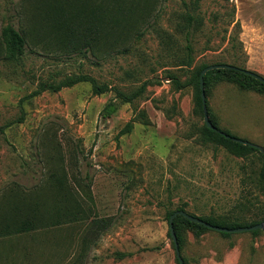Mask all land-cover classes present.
I'll use <instances>...</instances> for the list:
<instances>
[{
    "label": "rangeland",
    "instance_id": "obj_1",
    "mask_svg": "<svg viewBox=\"0 0 264 264\" xmlns=\"http://www.w3.org/2000/svg\"><path fill=\"white\" fill-rule=\"evenodd\" d=\"M63 1L50 0L62 2L66 14L81 10L83 0H69L72 7ZM85 1L107 8V0ZM138 1L140 9L122 24L127 35L111 54L102 42L94 56L60 47L45 24L54 10L44 9L45 0H0V32L12 25L28 37L21 63L0 53V224L18 189L34 190L49 171L65 168L82 210L59 226L0 237V264H178L168 213L183 206L198 217L230 213L243 191L241 166L257 178L259 155L246 162L202 142L195 88L178 90L168 76L182 83L190 76L174 64L186 51L180 26L191 14L202 23L190 28L189 70L223 63L264 77V0ZM76 74L127 93L150 83L134 104L118 101L108 118L101 113L115 93L94 95L89 82L34 96L44 82ZM205 90L221 129L264 148L263 95L224 82ZM256 193L261 206L264 194ZM181 253L186 264H264V231L226 239L188 230Z\"/></svg>",
    "mask_w": 264,
    "mask_h": 264
},
{
    "label": "trees",
    "instance_id": "obj_2",
    "mask_svg": "<svg viewBox=\"0 0 264 264\" xmlns=\"http://www.w3.org/2000/svg\"><path fill=\"white\" fill-rule=\"evenodd\" d=\"M63 2L71 7L74 6L69 0ZM61 3L62 2H58L57 5H59L57 6L52 5L50 0H45L44 9H54L51 15H49V13L47 14L45 24L51 28L55 34L57 33V39L59 40L62 49L70 53H77V51L81 53L82 51L84 54L91 53L94 56L100 53L96 50L102 48V42L109 45L110 49L107 51L108 54H111V52L114 51L115 43L122 40L124 34L127 35L126 28L129 25H126L123 28V22L130 20L128 18L129 15L134 17V10H137L138 8L140 9L138 0H107L108 5H105L107 7L106 9L101 5L95 6L93 3L88 4L83 0V3L80 5L81 10L76 12L67 11L71 14H66L65 8ZM83 11L85 14H81ZM136 17L137 16H135V18ZM183 19L184 25L180 27L186 33V51L176 60L174 67L178 70L189 71L190 76L185 83H182L176 75H169L168 77L178 90H182L188 86H193L195 88L197 108L204 114L200 78L203 70L208 66L202 65L198 69L189 70L193 68L195 62L194 51L191 45L192 32L190 31V28L192 26L199 27L202 20L191 14H186L183 16ZM118 28H120L121 31H118ZM116 34L120 35L116 37ZM27 39V34L22 30H17L12 25H7L2 28L0 32V53L16 63H21L28 45ZM122 53L126 54V50ZM238 68L246 70L242 67ZM204 81L206 88H209L213 82L216 84L224 82L235 85L241 91L256 92L264 96V83L246 75L242 71L225 69L212 70L205 75ZM86 82H89L92 85L94 95H103L110 91L115 93V100L109 102L101 113L103 118H108L117 111L118 101L121 104H134L135 101L139 100L144 95L150 83L147 80L141 83L132 92L127 93L118 88L99 85L95 78L87 74H76L66 76L60 82H55V80L50 83L44 82L41 85V88L35 92L34 96L40 95L45 91H53L57 93L64 88H70ZM209 117L214 127L220 132L210 130L205 124L201 134V140L203 143L216 144L217 147L224 148L230 154L244 161L249 160V158L257 154L261 158L262 164L256 173L257 178L255 179L253 175L249 173L250 167L248 164L244 163L241 166L240 170L242 174L243 191L232 212L227 214H212L209 216L196 217L212 226L230 230L252 227L260 224L264 222V203L261 206L260 204L258 205L257 201L259 197L256 191H260L264 194V154L253 147L236 143L231 138H228L227 136L233 138L238 137H235L229 131L221 129L217 119L215 121L212 115H209ZM140 118L144 119L146 124L150 123L149 120H146L147 118L144 113L140 114ZM133 125L134 121L129 122L124 130H122L121 134L124 135L130 133L133 129ZM58 153L61 158H64V156L60 154V151H58ZM67 174L66 168L57 172L49 171L47 183L45 182V184L43 183L42 185H39L34 188V190L27 189V192H25V189L23 188L18 189L17 194L12 196L14 197L13 201L15 202H12L9 210L3 214L1 221L3 224H0V237L46 230L50 226H59L64 223L65 219V221H67L68 218H76L78 213L82 211L81 205L77 201L75 194H71V191L74 190V186L72 183H69ZM91 184L90 181L87 185L91 186ZM44 192L46 193V196L42 195L41 197H38L40 193ZM55 192L58 194H55ZM53 193L54 195L52 196ZM55 195L59 197V203H61L60 206L55 205ZM66 198L68 200L67 204L63 202ZM56 200L58 203V199ZM39 201H42L43 203ZM48 201L50 203H48ZM176 211L187 212L184 206ZM176 211L168 213V221ZM174 228L180 250H182L183 247V234L186 231H192L196 237H201L204 233L213 231L203 225L193 223L183 216H178L175 219ZM261 232L262 230H257L249 233L253 236H257ZM216 233L226 239L238 235L225 232ZM169 235L171 237L170 232ZM177 261L178 264H180L178 259Z\"/></svg>",
    "mask_w": 264,
    "mask_h": 264
},
{
    "label": "water",
    "instance_id": "obj_3",
    "mask_svg": "<svg viewBox=\"0 0 264 264\" xmlns=\"http://www.w3.org/2000/svg\"><path fill=\"white\" fill-rule=\"evenodd\" d=\"M220 69H225V70H234V71H242L243 73H245L248 76H251L257 80H259L260 82L264 83V77L253 72V71H249V70H241L238 67L234 66V65H230V64H215V65H211L208 66L207 68H205L201 74V78H200V87H201V91H202V100H203V109H204V120H205V124L207 125V127L210 130H214L217 132H220L218 129H216L214 127V125L212 124V122L210 121V117H209V113H208V107H207V100H206V94H205V81H204V77L205 75L212 70H220ZM228 138H231L234 142L239 143V144H243V145H248L250 147H253L257 150H259L261 153L264 154V148L260 147L257 144H254L250 141H246L243 140L241 138H233L230 136H227ZM178 216H183L186 219H188L189 221L193 222V223H197L200 225H203L213 231L216 232H225V233H234V234H241V233H246V232H252V231H257V230H262L264 231V222L257 224L255 226L252 227H246V228H238V229H234V230H230V229H226V228H220V227H216V226H212L206 222H204L203 220H201L200 218L196 217V216H192L191 214L185 212V211H176L170 218L169 220V229H170V233H171V237L174 243V247H175V251H176V257L179 260L180 264H185V261L182 257L181 254V250H180V246H179V242L177 239V235L175 232V228H174V221Z\"/></svg>",
    "mask_w": 264,
    "mask_h": 264
}]
</instances>
